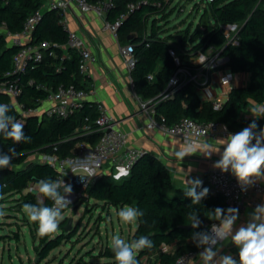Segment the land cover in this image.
Masks as SVG:
<instances>
[{
	"label": "trees",
	"instance_id": "obj_1",
	"mask_svg": "<svg viewBox=\"0 0 264 264\" xmlns=\"http://www.w3.org/2000/svg\"><path fill=\"white\" fill-rule=\"evenodd\" d=\"M141 1L113 0L114 5L107 19L112 21L122 14L126 15L119 27V38L127 43L130 34L135 36L131 43L135 47L136 64L131 77L138 96L143 101H153L154 118L169 125L184 117L204 122L220 120L232 131H240L247 126L254 117L245 116L246 110L253 103L264 104V0H212L203 7L195 28L190 24L176 33L166 32L158 24V16L167 19L173 12L172 0ZM44 2L0 0V26L13 34L21 33L27 18L34 11L42 9L41 19L27 43H50L49 47L42 49L40 60L30 59L24 71L6 75L21 45L10 42L5 33L0 35V81L16 82L22 88L17 101L9 93L0 92V103L10 104L13 108L10 114L16 117L20 114L17 103L25 109L38 108L49 92L61 83L89 89V76L79 70L80 56L68 45L64 14L59 9L45 8ZM130 3L136 5L133 11L129 10ZM196 6L198 9L201 7ZM234 24L239 25L238 45L228 43L225 29L226 25ZM211 47L221 51V56L227 58L225 65L233 72L248 73V83L232 87L219 109L214 108L213 101L200 98L199 85L194 81L182 83L169 94V84L177 69L180 66L195 68L191 57ZM171 48L177 51L181 65L176 63ZM96 117L95 102L87 100L67 117L46 114L40 117L36 113L25 116L24 131L31 136L30 143L13 145L11 140L0 136V151L7 152L9 147L15 146L18 153L10 168L0 169V204L11 198L20 202L22 207L25 203H35L36 191L25 190L40 179L55 180L58 171L48 162L30 160V156L37 152L65 156L72 154L81 140L95 143L100 133H86L84 126L94 128ZM257 124L264 128V117L257 120ZM202 187H207L209 194L200 205L194 206L199 209L200 219L204 221L195 231L206 230L214 222L205 216L207 211L216 207L227 209L223 195L214 192L209 181L204 182ZM185 190L175 187L172 172L163 159L146 152L137 159L129 176L117 181L107 174L103 175L85 192L89 198L93 197L106 205L142 209L145 215L130 234L129 241L144 235L153 241V247L139 252L136 258L140 263L142 256L156 251L161 264H173L181 254L198 250L191 241L194 230L185 223L188 206L191 205L190 198L184 196ZM200 190L198 188L197 192ZM47 203L51 204L50 201ZM67 222L68 218L61 221V231L56 236L40 237L35 249L41 260L47 258L64 239L76 233L65 229ZM15 235L18 237V232ZM175 242L177 247L173 252L161 249L162 244L172 245ZM99 256L113 259V264H116L110 246L102 247Z\"/></svg>",
	"mask_w": 264,
	"mask_h": 264
},
{
	"label": "built area",
	"instance_id": "obj_2",
	"mask_svg": "<svg viewBox=\"0 0 264 264\" xmlns=\"http://www.w3.org/2000/svg\"><path fill=\"white\" fill-rule=\"evenodd\" d=\"M211 1L212 0H202V3L207 4ZM141 2H146V0H142ZM73 4L82 12H95L97 15L103 17L104 29L110 31L116 38L119 37V27L126 15L122 14L112 21L107 19V14L114 5L113 0H51L45 6V8L59 9L64 14L63 23L68 28V45L78 52L80 56L79 70L82 74L87 75L90 64L97 60V56L91 52L85 38L68 27L66 14ZM159 5H161V1H159ZM135 6V3H130L129 10L133 11ZM41 16L42 9L34 11L27 18L24 24V30L21 33L13 34L6 31L4 26H0V35L5 33L11 41L13 40V43L21 45L19 50L14 54L12 68L6 75L24 71L28 60H40L42 58V49L50 46V43L47 41L37 45L27 43V40L31 38V33L41 19ZM225 29L229 38L228 43L232 42L238 45L239 39L237 37V32L239 30V25H226ZM119 51L131 73L136 64L134 45L131 42H127L120 46ZM170 52L174 56L176 63L181 65V59L177 51L171 48ZM226 61L227 58L221 56V51L212 47L208 51L195 53L191 57V62L196 65V67L180 66L171 78L169 94L174 92L175 87L180 86L186 81H194L199 86L203 84V82L209 81L211 78V71L220 68V66H226ZM235 75L236 73L227 67L221 74V81L224 84H230L234 80ZM150 78H152V76H150ZM130 84L134 89L135 83L132 77ZM0 92L9 93L14 98V101H17V98L22 93V88L16 82L0 81ZM94 94L95 89L93 87L84 89L78 88L74 84L66 85L61 83L56 89L49 92L38 108L25 109L21 104L17 103L16 105L20 114L16 118L22 123H25V116L28 114H40L42 112L48 116L67 117L79 107L83 106L85 101L88 100V97ZM224 100L223 98L213 100L214 108H221ZM45 103H48V105L44 107ZM95 105L97 110L95 127L91 128L85 125L84 129L86 133L89 131L99 132L100 137L98 141L92 143L88 140H81L76 144L73 153L65 156H61L57 153H41L40 161L48 162L57 169L58 173L55 180L64 179L66 183L70 182L73 185L74 194L70 197L72 201L76 199L80 200L82 195L86 194V188L103 175L107 174L117 181L129 176L133 165L140 155L148 152L141 148L128 145L126 134L119 128L118 120L109 112L108 107L103 101L96 100ZM141 105L154 115V103L152 100H142ZM86 120H88V117H86ZM222 125L227 126V131L222 129ZM147 127H159L168 134L178 137L184 143L186 139L202 142L208 136L216 137L219 135H227V132L232 131L223 121L210 120L204 122L191 117H184L172 125L159 122L154 118ZM70 164L75 167L76 175L70 171ZM86 168L92 169L94 172L95 175L92 178H88L87 172L84 171ZM66 172L67 175L65 176ZM77 175H83L85 180L82 181ZM207 179L213 191L223 195L227 208L235 207L239 209V217L242 216L249 202L247 200V195L253 193L254 196H259L264 192V185L260 181H256L252 186L242 191L241 186L233 175L230 173H221L218 169L211 170L208 173ZM34 189L35 185L32 184L26 191H35ZM251 203H255V201L253 200ZM161 249L164 252H168L170 246L164 243L161 245ZM199 251H201V249L189 250L178 256L173 264H187L186 258L195 257Z\"/></svg>",
	"mask_w": 264,
	"mask_h": 264
},
{
	"label": "clouds",
	"instance_id": "obj_3",
	"mask_svg": "<svg viewBox=\"0 0 264 264\" xmlns=\"http://www.w3.org/2000/svg\"><path fill=\"white\" fill-rule=\"evenodd\" d=\"M13 108L8 103H0V136L9 139L13 145L30 143L31 136L26 135L25 124L10 114ZM254 119L240 131L227 132L223 138L214 141H197L186 139L182 148L175 152L177 159L183 161L186 156L200 154L205 158H211L213 154L219 156L212 167L221 173L233 175L242 191L252 186L256 181L264 180V128H260L257 120L264 117V104H257L250 110ZM227 131V126H221ZM217 144L219 146H217ZM15 146L9 147L7 152L0 151V169L10 168L13 159L17 156ZM70 171L75 174V167L69 165ZM88 178L95 174L92 169H84ZM185 177L186 190L184 196L190 198L188 206L187 222L194 230L191 241L196 248L201 249L197 257H188L187 264H264V203L255 207L248 214V220L236 227L239 219V209L228 207L227 209L216 207L206 213L207 219L214 221L209 228L203 231H195L200 228L202 221L200 211L194 207L201 204L208 194L209 189L202 187V181L198 178ZM67 172L65 173V176ZM76 175V174H75ZM82 181L83 175H77ZM201 190L197 192V189ZM37 193L35 203H25L23 212L30 222L38 225L37 235L49 236L59 230V225L64 219V211L73 201L70 197L74 194L73 185L62 180L43 178L37 181L35 189ZM48 201L51 204L47 203ZM0 209V217L4 215ZM145 213L138 207L125 206L118 211L121 223L138 224L142 222ZM218 222V223H216ZM231 244L238 249V259L231 254H225L224 248ZM153 241L144 235L126 241L119 235H114L110 241V248L114 253L116 264H139L137 253L151 249Z\"/></svg>",
	"mask_w": 264,
	"mask_h": 264
},
{
	"label": "crops",
	"instance_id": "obj_4",
	"mask_svg": "<svg viewBox=\"0 0 264 264\" xmlns=\"http://www.w3.org/2000/svg\"><path fill=\"white\" fill-rule=\"evenodd\" d=\"M44 1V4L47 5L51 0ZM66 18L68 27L83 36L91 52L97 56V60L90 64L87 74L90 79L89 87L95 89V94L88 97V100L92 102L100 100L106 104L109 112L118 120L119 128L126 134L129 146L141 148L163 159L172 172L176 188L186 189L184 181L187 173H189V168L192 171L187 178H198L202 181V184L208 181V173L214 169L212 164L219 159L218 155L213 154L209 159L200 154H194L186 156L181 161L177 159L175 152L182 148L185 143L159 127H147L154 120V115L142 107V99L131 87V73L119 51L120 46L126 42L119 37L116 38L110 31L105 30L104 18L95 12H82L73 4L68 10ZM9 41L13 43V40L9 39ZM224 67L227 68V66H220V68L213 69L210 80L199 86L198 93L202 100L226 99L232 87L248 83L250 77L248 73H236L232 83L224 84L221 81ZM47 105L48 103H45L44 107ZM255 105L257 104L253 103L244 115L252 116L250 110ZM231 132L235 133L237 131ZM225 136H208L205 140L214 141ZM217 146L219 145L217 144ZM259 181L264 185V180ZM247 200L249 202L244 213L236 222V227L246 223L248 214L257 205L264 203V192L259 196L249 193ZM253 200L255 203H251ZM5 223L4 226L9 224V222ZM136 225L138 226V224ZM169 246L170 250L168 252H173L177 244L175 242ZM223 251L225 254H231L238 259V249L233 245L228 244ZM158 257L156 251H151L140 258L139 264H161Z\"/></svg>",
	"mask_w": 264,
	"mask_h": 264
},
{
	"label": "rangeland",
	"instance_id": "obj_5",
	"mask_svg": "<svg viewBox=\"0 0 264 264\" xmlns=\"http://www.w3.org/2000/svg\"><path fill=\"white\" fill-rule=\"evenodd\" d=\"M172 1L173 12L167 19L158 16V24L171 33L183 30L190 24L195 28L205 6L202 0ZM196 5H200V9ZM29 159L41 160V152L31 155ZM121 208L106 205L93 197L88 201L74 200L64 211V219L73 218L71 231L76 233L64 239L47 258L41 260L35 249L40 241L38 226L26 217L22 204L11 198L0 204V209L5 213L0 217V264H113V259L99 256L101 248L110 246L114 235L129 241L130 232H134L137 226L120 222L118 211ZM5 222L9 224L4 226Z\"/></svg>",
	"mask_w": 264,
	"mask_h": 264
},
{
	"label": "water",
	"instance_id": "obj_6",
	"mask_svg": "<svg viewBox=\"0 0 264 264\" xmlns=\"http://www.w3.org/2000/svg\"><path fill=\"white\" fill-rule=\"evenodd\" d=\"M179 38H180V36H179ZM134 40H135V36L133 34H130L128 36V41L129 42H132ZM36 114L39 115L40 117L44 116V113L43 112L40 113V114L39 113H36ZM81 199L84 200V201H88L90 198H89V196L87 194H84V195H82V198ZM76 208H78V206H76ZM201 221H202V223L204 222L203 220H201ZM72 228H73V218L70 217L68 219V222H67L66 226H65V229L67 231H71Z\"/></svg>",
	"mask_w": 264,
	"mask_h": 264
}]
</instances>
